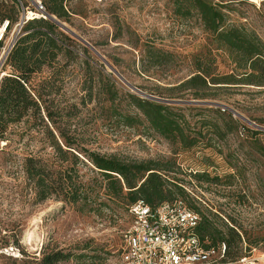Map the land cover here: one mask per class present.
Here are the masks:
<instances>
[{"label": "rangeland", "instance_id": "obj_1", "mask_svg": "<svg viewBox=\"0 0 264 264\" xmlns=\"http://www.w3.org/2000/svg\"><path fill=\"white\" fill-rule=\"evenodd\" d=\"M18 1L19 12L17 8L14 10L19 13L20 22L23 16L36 10L39 0ZM177 1L69 0L68 7L78 14L65 23L88 42L70 34L87 49L76 46L79 55L75 60L61 57L53 68L35 77L33 83L41 87L44 79L59 70L56 79L51 78L53 88L45 96L46 103L57 120L56 125L66 131L76 130L84 147L129 160L174 158L176 164L170 175L181 179L187 204L201 211L217 212L224 222L237 226L241 232L238 259L227 258L219 264H243L240 257L244 255L260 259L264 264V133H257L264 132L260 128L264 127V86L225 87L217 90L214 98L204 100L186 95L184 100L208 102L191 105L218 107L222 112L227 108L225 111L238 121V129L224 138L214 133L213 125L202 127L198 123L195 128L203 131V137L189 149H182L155 133L146 121L129 127L118 117V113L138 112L129 104L125 93L144 95L129 86L117 72L131 85L155 97H160L165 87L192 74L195 56L203 51L212 49L211 56L215 57L218 70L230 72L227 55L209 44L211 34L199 14L192 11L191 15L183 16L177 12ZM211 1L223 4L229 23L254 31L264 41V0ZM0 3L10 7L12 0H0ZM17 23L7 29L2 40L0 74L9 72V68L3 69L1 57L15 38ZM132 43L141 45V50L135 49ZM151 46L169 51L173 57L167 66H151L149 72H143L142 64L150 65L146 53ZM110 79L119 91L115 112L102 92V85H110ZM88 86L92 87V97L87 95ZM198 112L201 114L189 117L192 123L219 122L220 129L226 130L213 111H193ZM29 125L21 122L12 126L8 139L0 140V241L3 238L10 241L0 253L21 259L22 253L13 244L17 240L27 256L39 257L43 245L100 256L93 261L88 257L81 260L72 257L60 264H122L123 234L131 222L127 199L118 201L100 196L106 204L97 205L92 211H82L55 196L38 199L24 172V158L31 151L47 157L54 154V149L46 138L45 122H36L28 129ZM80 168L87 180H101L89 166ZM195 172H206L219 180L199 181L193 176Z\"/></svg>", "mask_w": 264, "mask_h": 264}, {"label": "trees", "instance_id": "obj_2", "mask_svg": "<svg viewBox=\"0 0 264 264\" xmlns=\"http://www.w3.org/2000/svg\"><path fill=\"white\" fill-rule=\"evenodd\" d=\"M68 2L69 0H42L46 16L31 17L25 21L4 62L3 69L9 68V72H4L0 80V140L8 139L10 128L21 122L27 125L31 123L28 129L35 126L36 122H45L46 138L54 149V154L45 157L31 151L23 162L27 179L40 200L55 196L82 211H92L97 205L106 204L100 196L118 201L127 199L128 208L140 199L152 206L178 198L184 200L187 195L185 186L179 181L181 179L170 175L174 172L176 164L174 158L129 160L117 155H107L84 147L76 130L66 131L56 125L57 120L46 103L45 96L50 95L53 88L51 78L55 77L59 70L44 79L41 87L33 81L45 69L53 68L61 57L68 61L75 60L79 55L76 46L87 49L77 40L79 38L75 34L62 28L59 23H69L72 16L78 14L68 7ZM176 4L177 12H181L183 16L191 15L192 11L199 14L205 29L211 34L209 44L227 55L230 72L221 73L218 70L215 57L211 56L212 49L203 51L195 56V70L192 74L173 86L165 87V91L158 98L184 100L188 95L190 98L204 100L214 98L217 90L225 87L264 86V41L257 33L229 23L223 4L217 5L211 0H179ZM19 5L18 0H12L10 7L0 3V26L8 20V29L19 21V13L14 10L17 8L19 12ZM3 39L0 41V47ZM132 46L141 50V45L137 43H132ZM146 54L150 65L145 67L142 64L143 72H149L151 66H167L173 57V53L154 46H151ZM109 81L110 85H102V92L110 102V109L115 112L119 91L112 80ZM92 94V87L88 86L87 95L92 97ZM125 98L138 112L134 115L118 113L120 122L134 127L146 121L151 130L172 144H179L182 149L194 147L203 137V131H197L195 128L198 123L202 127L213 125L214 133L220 138L238 129V121L232 114L222 112L218 107L167 103L133 92L125 93ZM194 110L213 111L226 130L220 129L219 122L202 120L192 123L189 117L201 114H194ZM81 165L89 166L101 180H87ZM193 176L199 181L219 180L218 177L211 178L206 172H195ZM192 208L201 215L196 233L204 245L221 249L225 244L222 261L227 258L238 259L242 243L238 227L224 222L217 212L201 211L195 206ZM9 244V240L1 239L0 250ZM13 244L22 253L21 259L1 252L0 264H10L4 259L20 264H60L72 257L78 260L88 257L92 261L100 258L96 254L68 252L50 248L49 245H43L39 257L27 256L17 240L13 241ZM244 257L247 256L240 257V262Z\"/></svg>", "mask_w": 264, "mask_h": 264}, {"label": "built area", "instance_id": "obj_3", "mask_svg": "<svg viewBox=\"0 0 264 264\" xmlns=\"http://www.w3.org/2000/svg\"><path fill=\"white\" fill-rule=\"evenodd\" d=\"M30 13V16H25L26 20L45 16L42 1H37L36 10ZM24 23L16 24L15 38L1 57L3 65ZM3 24L5 28L0 41L7 32L9 21L5 20ZM3 75L1 72L0 80ZM129 214L131 222L123 234L121 246L122 264H219L225 255V244L221 249L204 245L196 233L201 215L182 199L156 206L140 199L130 206ZM241 262L263 264L260 259L249 257L242 258Z\"/></svg>", "mask_w": 264, "mask_h": 264}, {"label": "water", "instance_id": "obj_4", "mask_svg": "<svg viewBox=\"0 0 264 264\" xmlns=\"http://www.w3.org/2000/svg\"><path fill=\"white\" fill-rule=\"evenodd\" d=\"M54 19H56V17H53ZM26 20V17L23 16L21 18V22L24 23ZM61 27L66 29L67 31H71L73 34H75L80 40H82L84 43L88 44V42L83 38L81 37L80 35H78L76 32H74L72 29H70L66 23L64 22H59ZM118 75H120V77H122V79L129 85L131 86L132 88L138 90L139 92H141L144 97H147V98H152V99H156V100H160V101H163V102H167V103H182V104H189V103H196V102H199V103H208L207 101H197V100H182V99H166V98H158V97H155V96H152V95H149V94H146L145 92H143L142 90L138 89L137 87L131 85L119 72H117ZM234 111V110H232ZM235 114L239 115L240 117H242L244 120L248 121V122H251L248 118L244 117L241 113L237 112V111H234ZM253 123V122H251ZM254 124V123H253ZM260 127V126H259ZM264 130V127H260Z\"/></svg>", "mask_w": 264, "mask_h": 264}, {"label": "bare ground", "instance_id": "obj_5", "mask_svg": "<svg viewBox=\"0 0 264 264\" xmlns=\"http://www.w3.org/2000/svg\"><path fill=\"white\" fill-rule=\"evenodd\" d=\"M31 14H32V13L27 14V15L30 16ZM4 28H5V26H4V24H2L1 27H0V35L2 34Z\"/></svg>", "mask_w": 264, "mask_h": 264}]
</instances>
